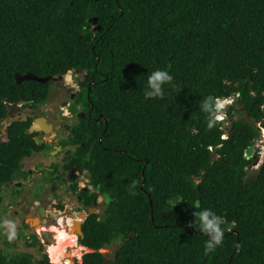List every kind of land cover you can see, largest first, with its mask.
I'll list each match as a JSON object with an SVG mask.
<instances>
[{
	"label": "trees",
	"instance_id": "1",
	"mask_svg": "<svg viewBox=\"0 0 264 264\" xmlns=\"http://www.w3.org/2000/svg\"><path fill=\"white\" fill-rule=\"evenodd\" d=\"M71 69L96 81L107 124L93 182L114 198L86 229L97 251L84 264H105L99 249L118 239L109 264H264V162L245 157L264 129V0H0V127L8 103L49 97L52 81L17 76ZM156 69L176 88L145 99ZM209 95L234 98L212 129L200 109ZM205 208L225 230L207 255L208 237L189 227Z\"/></svg>",
	"mask_w": 264,
	"mask_h": 264
},
{
	"label": "flooded vegetation",
	"instance_id": "2",
	"mask_svg": "<svg viewBox=\"0 0 264 264\" xmlns=\"http://www.w3.org/2000/svg\"><path fill=\"white\" fill-rule=\"evenodd\" d=\"M68 71L51 80L45 102L12 103L21 109L8 107L1 120L4 146L14 124L20 125L14 151L3 147L0 157V264H84L97 251L83 240L91 219L104 220L114 200L93 182L101 154L94 148L102 144L100 125L107 120L92 101L90 84L96 81L85 87L88 74L79 69L83 78L71 85ZM63 236L64 253L56 260ZM115 244L118 249L122 239L99 249L106 261L118 255L117 249L110 254Z\"/></svg>",
	"mask_w": 264,
	"mask_h": 264
},
{
	"label": "clouds",
	"instance_id": "3",
	"mask_svg": "<svg viewBox=\"0 0 264 264\" xmlns=\"http://www.w3.org/2000/svg\"><path fill=\"white\" fill-rule=\"evenodd\" d=\"M175 88L176 85L174 83V76L170 73V71L156 69L148 74L143 95L145 99L163 100L168 94L167 89L174 90ZM224 100L228 99H220L218 97L209 95L200 103V109L204 113L208 114L209 129H212L217 121H223L226 119V113L224 118L221 116L222 111H226L227 109L225 103L223 102ZM137 183L138 181H132L131 187L135 188ZM194 216V225L190 224L189 227L194 226L200 233L208 237L205 242V254L207 255L209 253H213L217 248L223 246L225 239V230L222 227L224 222L223 218L211 209L207 208L194 213Z\"/></svg>",
	"mask_w": 264,
	"mask_h": 264
},
{
	"label": "rangeland",
	"instance_id": "4",
	"mask_svg": "<svg viewBox=\"0 0 264 264\" xmlns=\"http://www.w3.org/2000/svg\"><path fill=\"white\" fill-rule=\"evenodd\" d=\"M96 28L98 29V27L96 26ZM78 71L77 70H74V69H71L67 72L66 74V83H71V85H76V81L77 79H82L83 78V75H80L78 76ZM55 78V77H54ZM225 103V106L228 108V105L230 106L233 102H234V98H230L228 100H224L223 101ZM221 116L222 118L225 117V110L222 111L221 113ZM221 118V119H222ZM220 120V119H219ZM229 125L228 122H226V126ZM256 145V149H255V154L257 153L258 154V159H257V162L254 164V166L252 167L253 169H257L259 168V166L262 165V163L264 162V129H262V135L261 137L259 138V140L257 141V143L255 144ZM251 172H253L251 170ZM64 241H65V236H63L62 238ZM61 239V240H62ZM60 240V241H61ZM59 241V242H60ZM59 246V245H58ZM58 248V247H57ZM117 247H116V244L114 246H112V252L110 253L111 255L115 253ZM78 251H81V249H78ZM60 252V251H59ZM75 253H77V251H75ZM56 254H58V249L56 250ZM69 255V254H68ZM67 255V256H68ZM54 258L56 260L60 259V258H57L56 256H54Z\"/></svg>",
	"mask_w": 264,
	"mask_h": 264
},
{
	"label": "water",
	"instance_id": "5",
	"mask_svg": "<svg viewBox=\"0 0 264 264\" xmlns=\"http://www.w3.org/2000/svg\"><path fill=\"white\" fill-rule=\"evenodd\" d=\"M92 21L98 27V29L95 27L94 30H101V27L97 25L98 19L97 18H94V19H92ZM17 78L19 80L33 79V80H37V81H40V82H48V81H51L54 77L40 78V77L34 76L32 74H27V75H24V76H17ZM13 105H16V104L8 103L9 109H11V106H13ZM255 149H256V145L255 144L249 146L246 149V155H245V157L247 159H250V158L255 157ZM82 217H85V215H83ZM104 252H107V251L104 250ZM106 264H109V261H106Z\"/></svg>",
	"mask_w": 264,
	"mask_h": 264
},
{
	"label": "bare ground",
	"instance_id": "6",
	"mask_svg": "<svg viewBox=\"0 0 264 264\" xmlns=\"http://www.w3.org/2000/svg\"><path fill=\"white\" fill-rule=\"evenodd\" d=\"M21 109V104H17V105H13V106H11V110L13 111V112H16V111H19ZM66 238V237H65ZM65 241L62 239L60 242H59V246H58V258H61L62 257V255H63V253H64V247H65V243H64ZM74 247V246H73ZM77 248V247H76ZM60 251V252H59ZM71 251V250H70ZM76 254H79V255H81V251H78L77 250V253ZM68 255V254H67Z\"/></svg>",
	"mask_w": 264,
	"mask_h": 264
}]
</instances>
